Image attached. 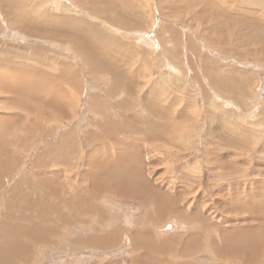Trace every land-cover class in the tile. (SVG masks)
Here are the masks:
<instances>
[{
    "label": "rangeland",
    "instance_id": "1",
    "mask_svg": "<svg viewBox=\"0 0 264 264\" xmlns=\"http://www.w3.org/2000/svg\"><path fill=\"white\" fill-rule=\"evenodd\" d=\"M0 223V264H264V0H0Z\"/></svg>",
    "mask_w": 264,
    "mask_h": 264
},
{
    "label": "bare ground",
    "instance_id": "2",
    "mask_svg": "<svg viewBox=\"0 0 264 264\" xmlns=\"http://www.w3.org/2000/svg\"><path fill=\"white\" fill-rule=\"evenodd\" d=\"M82 46L84 47V48H91L92 49V53L91 54H86L85 55V57L88 59V61H93V62H95V63H98V64H100L101 66H102V68H103V70H104V65H103V63L100 61V58H99V53H98V47L93 43V42H91V40L90 39H82ZM92 43V44H91ZM101 43V42H100ZM82 47V48H83ZM112 72H114V73H116V74H119V72H116V71H113V70H111ZM121 74V73H120ZM118 76H120V75H118ZM120 77H122V76H120ZM4 86V85H3ZM43 99V98H42ZM46 101V100H45ZM49 102V101H48ZM95 102H97V100L96 99H93V103H95ZM50 103V102H49ZM100 105V104H99ZM115 135V134H114ZM66 136H63L60 140V142H62V143H64L65 142V140H66V138H65ZM119 188H120V186H119ZM143 188V187H142ZM137 191H139V189L138 188H136L135 187V189L133 190V193L136 195V196H138V197H144L143 195H142V192L140 191V193L139 192H137ZM120 192V191H119ZM118 192V193H119ZM124 192V191H123ZM133 196V195H132ZM142 201H144V199H142ZM0 226H2V227H5L4 226V224L3 223H0ZM18 250L17 249H14V252H17Z\"/></svg>",
    "mask_w": 264,
    "mask_h": 264
}]
</instances>
